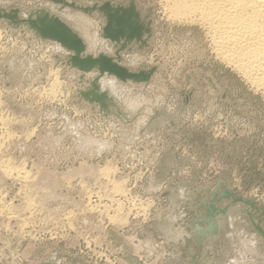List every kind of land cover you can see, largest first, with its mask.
Masks as SVG:
<instances>
[{
	"label": "rangeland",
	"instance_id": "rangeland-1",
	"mask_svg": "<svg viewBox=\"0 0 264 264\" xmlns=\"http://www.w3.org/2000/svg\"><path fill=\"white\" fill-rule=\"evenodd\" d=\"M64 1L74 7L0 8L46 9L88 54L114 56L97 7L131 2L150 36L126 43L120 64L153 73L104 76L99 94L110 98L88 99L65 48L0 23V264H264L262 93L213 55L199 25L163 16L159 0ZM97 141L108 143L99 154Z\"/></svg>",
	"mask_w": 264,
	"mask_h": 264
},
{
	"label": "bare ground",
	"instance_id": "bare-ground-1",
	"mask_svg": "<svg viewBox=\"0 0 264 264\" xmlns=\"http://www.w3.org/2000/svg\"><path fill=\"white\" fill-rule=\"evenodd\" d=\"M159 1L163 9V14H164L163 16L167 17L168 20H171L172 22H178L179 24L186 23L187 25L188 24L199 25L201 29H203L204 31L203 32L205 35L204 37L208 40L209 42L208 45H210L213 55L227 66L231 67L232 70L240 74L241 77L250 85L251 88H254L255 91L262 93V95L264 96V0H159ZM128 5L129 3L126 4L124 7H127ZM44 11H48V10L32 9L26 11L25 13H21L19 11L18 16L19 18H21L20 20H23L24 18H27L28 15L35 17L37 14H42ZM90 11L91 10H89V12ZM48 13L50 15H55L50 13L49 11ZM137 18H138L137 19L138 23H140L143 28V32L144 31L148 32L150 29L148 27L147 22L145 21L146 23L142 24L141 16L138 14H137ZM0 23H5L12 28L25 27L29 31H31L35 36H37L35 30L31 29L30 26L27 24V22L19 21L13 23L12 21L1 18ZM148 36H150V34L145 33L142 39L140 40L139 44L145 45L146 44L145 41L148 38ZM70 54L71 52L68 51V55ZM85 54L88 53L86 52ZM68 55H67V59H68ZM90 72L92 73L95 72L94 73L95 77L92 79L89 76ZM96 76H97L96 70H91L89 72H86V75L83 73L81 78L86 80L87 82V85H85L84 87L85 91L91 89V83L95 80ZM109 76H112L115 79H117L113 75H109ZM100 79L102 82L103 78L101 77L98 79L97 82L99 86H100ZM108 82L111 84L112 79H109ZM97 92L98 93L100 92V88H98ZM80 93L83 94L84 91ZM51 94L53 95V92ZM108 98H110V91L107 96V99ZM119 108L121 109L122 107L120 105L119 107L113 105V107L110 110L111 111L110 113H112L115 116V118H119L121 120V118H123L122 116H124L125 113L119 111L120 110ZM108 169L104 167L101 170V172L104 175H107ZM4 171L10 173L8 167H6ZM109 181L112 182L110 189L114 193L120 194L123 191L127 190V189L124 190L121 183L113 182L112 180ZM118 205L120 204L118 203Z\"/></svg>",
	"mask_w": 264,
	"mask_h": 264
},
{
	"label": "water",
	"instance_id": "water-1",
	"mask_svg": "<svg viewBox=\"0 0 264 264\" xmlns=\"http://www.w3.org/2000/svg\"><path fill=\"white\" fill-rule=\"evenodd\" d=\"M56 3L63 5H74L67 3L64 0H53ZM134 4L129 3L127 7L121 5H114L110 2H104L97 7L105 17V24L102 27V36L109 39L114 45H118L114 56H109L103 52L97 55L85 54L86 44L81 36L72 29L66 22H64L57 15H50L48 11H44L42 14H37L35 17L28 15L27 18L20 20L18 16V9H1L0 19L14 22L24 21L34 29L37 36L43 40H51L57 42L60 46L70 51L68 55L67 64L77 70L86 73L91 70L97 71L95 80L91 83L90 93L85 92V97L89 99V95L95 96L96 100H102L107 98L106 93L99 94L98 79L104 75H113L122 82L131 80L134 82H146L150 79L153 69L139 70L138 72H132L122 64H120V50H123L126 43L131 42L134 38L141 40L142 26L138 23L137 12L134 9ZM93 89V90H92ZM210 211H217L213 204V200L210 201Z\"/></svg>",
	"mask_w": 264,
	"mask_h": 264
},
{
	"label": "clouds",
	"instance_id": "clouds-1",
	"mask_svg": "<svg viewBox=\"0 0 264 264\" xmlns=\"http://www.w3.org/2000/svg\"><path fill=\"white\" fill-rule=\"evenodd\" d=\"M107 147H108L107 141H97V142H95V150H96L97 154H99L100 152L106 150Z\"/></svg>",
	"mask_w": 264,
	"mask_h": 264
},
{
	"label": "crops",
	"instance_id": "crops-1",
	"mask_svg": "<svg viewBox=\"0 0 264 264\" xmlns=\"http://www.w3.org/2000/svg\"><path fill=\"white\" fill-rule=\"evenodd\" d=\"M230 215H231V213H229ZM230 218H232V216H229ZM230 220H232V219H230Z\"/></svg>",
	"mask_w": 264,
	"mask_h": 264
}]
</instances>
